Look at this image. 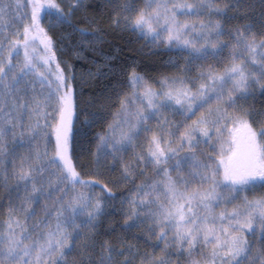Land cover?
<instances>
[{
  "label": "snow or ice",
  "instance_id": "snow-or-ice-1",
  "mask_svg": "<svg viewBox=\"0 0 264 264\" xmlns=\"http://www.w3.org/2000/svg\"><path fill=\"white\" fill-rule=\"evenodd\" d=\"M259 5L252 22L246 0H108L105 20L89 0H0V264H264ZM45 19L81 46L150 40L176 71L133 62L115 99L79 111ZM80 115L104 125L89 163Z\"/></svg>",
  "mask_w": 264,
  "mask_h": 264
},
{
  "label": "trees",
  "instance_id": "trees-1",
  "mask_svg": "<svg viewBox=\"0 0 264 264\" xmlns=\"http://www.w3.org/2000/svg\"><path fill=\"white\" fill-rule=\"evenodd\" d=\"M59 1V0H57ZM91 7L89 14H100L107 19V13L111 8H105L104 5L108 0H89ZM115 3L116 0H113ZM247 4L254 6L250 10V18L252 22L259 21L260 5L259 0H246ZM243 10L240 14L241 18L237 21L244 23L242 18ZM82 15V14H81ZM81 28H87L90 32L94 31L93 27L89 24H79ZM67 28V27H66ZM70 33L68 42L70 46H80V36L78 33L72 32L67 28ZM91 39V37L89 38ZM88 50H84V56L74 58L69 53L56 52L57 57L61 61H69L72 64V69L75 74L74 89L77 97L79 111L91 113L99 109V102H104L105 97L112 96L113 86L117 82H124L125 77L122 75L124 68L136 62L138 65L137 71L142 75L158 76L160 73L170 74L175 72V68L166 63V59L176 58L175 51L169 52L161 49L152 48L149 40L132 35L130 33H111L105 37V42L102 44H84ZM119 49V51H117ZM112 57V59H108ZM180 63H183L181 60ZM120 89L117 87L116 91ZM261 97H257L255 101L256 106L259 107ZM97 101V103H93ZM110 119V116L108 117ZM84 115L79 116L76 121V127L80 132L82 138L84 151L78 153L81 163H89L92 157L88 155V149L95 152V134L103 130L104 125L101 123L94 124L91 128L84 124ZM9 147H12L11 142ZM89 177L85 176V179ZM3 197V192L0 190V198ZM113 218L109 217L104 221L103 227L107 228L108 223Z\"/></svg>",
  "mask_w": 264,
  "mask_h": 264
},
{
  "label": "rangeland",
  "instance_id": "rangeland-1",
  "mask_svg": "<svg viewBox=\"0 0 264 264\" xmlns=\"http://www.w3.org/2000/svg\"><path fill=\"white\" fill-rule=\"evenodd\" d=\"M61 4H64L66 2V0H59L57 1ZM43 23V26L46 28V29H50V35H52L54 37V39L56 40V52H63V53H69V50L71 51V56L74 57V58H78L74 52L72 51V49L74 47H77L76 45L75 46H70L69 42H68V39H69V34L71 32L67 31L68 29L66 28V26L64 27H54L52 25H50L48 23V19H45L42 21ZM150 42V40H149ZM151 44V42H150ZM81 46V45H80ZM152 48H155L153 47V45L151 44L150 45ZM83 48V50L80 52V57H83L84 56V50H88L87 46H85L84 44L81 46ZM157 49H161L163 51H166V49L164 48H157ZM169 59L167 60L166 59V63H168ZM255 195H260V192H257L255 193Z\"/></svg>",
  "mask_w": 264,
  "mask_h": 264
}]
</instances>
